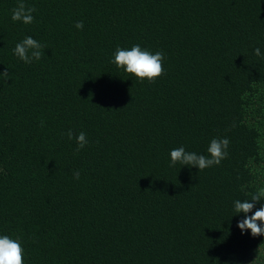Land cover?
I'll return each instance as SVG.
<instances>
[{
  "label": "trees",
  "instance_id": "obj_1",
  "mask_svg": "<svg viewBox=\"0 0 264 264\" xmlns=\"http://www.w3.org/2000/svg\"><path fill=\"white\" fill-rule=\"evenodd\" d=\"M21 2L32 24L11 20ZM29 35L44 46L32 64L12 54ZM134 44L165 53L154 82L110 63ZM257 47L264 0H0V232L25 264H264V236L233 212L264 186ZM214 137L230 140L219 166H169Z\"/></svg>",
  "mask_w": 264,
  "mask_h": 264
},
{
  "label": "clouds",
  "instance_id": "obj_2",
  "mask_svg": "<svg viewBox=\"0 0 264 264\" xmlns=\"http://www.w3.org/2000/svg\"><path fill=\"white\" fill-rule=\"evenodd\" d=\"M34 7H26L23 2L11 10V20L23 25L32 24L35 20ZM75 27L83 30V22H77ZM43 45L33 36H25L16 43L12 49V54L26 64H32L40 60L43 55ZM257 56H264V52L259 47L255 49ZM165 53L163 51H151L134 44L129 48L117 47L113 53L110 63L116 69L126 75L128 79L144 83L154 82L161 77L164 72ZM9 72L5 70L0 73V79L7 82ZM43 126V125H42ZM68 138L75 139L77 151H80L88 144L86 133L81 131L74 136L71 130L67 132ZM230 140L227 137H214L207 146L206 154L196 151H188L181 145L171 149L169 153L170 167L181 165L189 169L205 170L213 166H219L229 155L228 149ZM75 178L79 179V173H75ZM243 198L233 201L234 217H238L235 227L242 236L260 237L264 236V186H259L255 190H248L242 187ZM259 205V206H258ZM26 253L20 237L0 232V264H25Z\"/></svg>",
  "mask_w": 264,
  "mask_h": 264
}]
</instances>
